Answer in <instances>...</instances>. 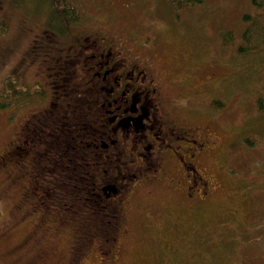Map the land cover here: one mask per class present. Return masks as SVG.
I'll use <instances>...</instances> for the list:
<instances>
[{"label": "rangeland", "instance_id": "obj_1", "mask_svg": "<svg viewBox=\"0 0 264 264\" xmlns=\"http://www.w3.org/2000/svg\"><path fill=\"white\" fill-rule=\"evenodd\" d=\"M12 2L20 4V8L11 11ZM12 2L0 0L4 6L0 19L4 20L9 12L15 14L8 18L13 23H0V90L21 84V88L36 90L41 97L33 95L18 103L7 100L6 106H0V264H68L73 243L69 226L60 223L61 219L43 220V210L35 208L51 204L72 214L79 212L81 204L85 209L91 206V196L77 193L74 188L87 176L72 182L58 179L56 167H51L54 163L44 154L61 151L65 137L70 139L69 127L63 120L61 125L49 129L53 136L47 149L36 142L45 138V132L40 130L42 124L45 127L42 121L50 119H34L17 144L14 134L28 115L43 111L50 104L51 100L45 98L49 97L50 86L44 80L57 85L64 82L63 77L74 74L57 72L51 76L54 70H46L47 74L38 63L42 59L37 57L39 50L30 52L34 34L53 16L45 1ZM69 3L79 10L81 20L73 28L75 40H64L67 46L69 40L77 43L78 37L83 46L97 36L135 37L139 45L155 52L157 60L168 59L169 74L177 89V106L191 118L210 123L220 136L213 170L221 189L197 206L185 205L184 198L167 187L157 198L135 202L133 223L139 240L126 241L117 261L110 264H264V111L259 110L261 103H257L260 96L264 99V45L246 57L236 53L239 33L246 28L243 16L252 13L253 23L257 20L264 27V10L255 9L250 0H205L179 17L170 0ZM16 16L20 18L17 22ZM30 33H34L32 37ZM226 34L231 36L227 45ZM57 45L53 53L66 56L60 50L63 42ZM8 77L10 83H5ZM69 81L72 84L71 78ZM3 94L1 91L0 97ZM58 110L69 115L79 111L71 103L57 105L53 111ZM19 149L25 150L23 158ZM27 150L44 155L34 172L26 161L30 154ZM5 151L10 155L1 158ZM52 159L57 161L54 156ZM62 163L74 165L65 156ZM116 173L122 183L129 176L123 169ZM72 200L76 202L70 203ZM95 247L93 243L83 252L88 259L79 260V264H100Z\"/></svg>", "mask_w": 264, "mask_h": 264}, {"label": "flooded vegetation", "instance_id": "obj_2", "mask_svg": "<svg viewBox=\"0 0 264 264\" xmlns=\"http://www.w3.org/2000/svg\"><path fill=\"white\" fill-rule=\"evenodd\" d=\"M130 46L129 41L111 35L93 39L73 58L81 59L82 68L61 79L73 80L67 86H74L70 97L79 110L77 115L60 110L55 113L46 107L28 115L14 134L17 144L24 134L22 130L28 131L34 119H50L41 129L45 138L36 142L47 149L53 136L49 129L65 120L71 140L65 137L61 151L44 154L52 160L51 167H56L61 179L72 182L80 173L87 174L74 188L115 211L114 222H119L122 229L119 238L128 229L129 207L140 194L167 187L183 197L185 204L203 205L219 186L213 170L219 135L210 124L189 120L190 116L177 106L174 83L154 54ZM27 151L30 163L44 156ZM63 156L66 161L78 163L65 165ZM30 167L31 172L37 169L36 164ZM121 169L129 175L124 183L116 176ZM118 251H102L101 255L113 261ZM78 263L75 259L71 264Z\"/></svg>", "mask_w": 264, "mask_h": 264}, {"label": "trees", "instance_id": "obj_3", "mask_svg": "<svg viewBox=\"0 0 264 264\" xmlns=\"http://www.w3.org/2000/svg\"><path fill=\"white\" fill-rule=\"evenodd\" d=\"M12 2V0H9ZM44 5L46 6V9H48L53 16H51V19H47V22H43V26H41V30L39 31V34L33 36L32 33H30L29 36H33V43L34 45L31 46L30 48V52L31 50L33 52H36V50H39V54H43V58L41 60L38 61V63L40 65H42V69H53V73H57L60 70L63 71V68L66 69L65 73L67 71H72L70 66H68L66 59L64 60L63 63H56L57 61V57H58V51L56 53H53V47H55L57 44H61L62 42L65 43L64 40L65 38L67 39H74L76 38L74 36L73 33V28L76 24L79 23V21L81 20V16L79 15V10L75 9L70 3L69 0H44ZM251 4L253 5V7L255 9H263L264 10V0H250ZM170 3L172 4L173 9L175 10L174 12L176 13L177 16H181L182 14H185L186 12H189L197 7H199L200 5H203L205 3V0H170ZM11 7V11H15L14 9H19L20 8V4L17 6L12 3H10L9 5ZM14 7V8H13ZM4 6L0 5V10L3 9ZM78 10V11H77ZM17 13V11H16ZM39 13V12H38ZM17 15H20L17 13ZM15 16V14L13 12H9V14H5L3 16L4 20L2 22H5L6 20L9 23H13L14 21L9 19L10 17ZM262 18L264 20V11H262ZM17 20V16H16V22ZM244 21L247 22H251V18L249 17L248 14H246L244 16ZM20 24H24V22H19ZM247 23V24H249ZM5 24V23H4ZM23 29V28H22ZM24 30V29H23ZM260 30V25H258L257 20L255 21V23L252 22V24H249L246 28H244L241 31V36H240V48L236 49V53L239 55V57H246L248 54H250L251 52L262 48L264 45V38L259 37L262 36L264 33L259 32ZM58 33L59 36L61 37H55V35L53 33ZM259 32V33H257ZM257 34V41H254V35ZM78 37V36H77ZM43 39L45 41H43V45H38L37 42H40V39ZM64 38V39H63ZM75 40V39H74ZM74 40H69V44L70 46H66V44L64 45L63 51L65 52L64 54L70 55L69 52V48H71V46H73L74 44ZM228 37L226 35L225 37V45L228 44ZM262 43L259 45V43ZM262 45V46H261ZM40 46L43 49V52L40 51ZM58 48V45L56 46ZM82 49V48H81ZM83 50V49H82ZM32 57V56H31ZM78 62V60H75L72 65L76 64ZM75 69V67H74ZM66 86V84H65ZM50 89H55V86H50ZM4 92L5 94H3L4 96L0 97V106L4 107L6 106L5 103L7 102V100L11 101L12 99H14L15 97L18 99H28L29 97H31L32 94H22L19 91L15 90L14 88H3L0 90V92ZM63 91H65V89H63ZM67 94L64 93L62 97L59 93L55 96V98L53 99V101H51V107H56L57 105H62L64 103H67V101L69 100L70 94L72 93L73 89H66ZM62 97L63 99L60 101V104L58 102V98ZM259 102L261 103L259 105L260 111L264 110V100L263 97L260 96L259 100H258V104ZM25 135V134H22ZM20 151V158H23L25 153L23 151V149H19ZM28 152V151H27ZM30 152V151H29ZM38 152V151H37ZM10 155V153L7 151L3 152L1 155V158L3 157V155ZM16 155V154H15ZM34 162L30 163V165H34L36 164L38 167L39 164V160L40 157H36L34 158ZM27 162H30L31 159H29L27 157L26 159ZM23 163H26L24 160H22ZM23 165V164H22ZM29 165V166H30ZM0 166L3 167V165H1V159H0ZM7 166H11L12 165H7ZM23 167V166H22ZM10 169H13L10 168ZM69 194V193H67ZM72 198V197H71ZM24 199H27L26 197ZM62 202V201H61ZM72 202H76L72 201ZM22 201H20L18 203V205H21ZM41 204V203H40ZM81 204V203H80ZM39 205V204H38ZM51 204H48V206H50ZM47 205H43L42 208H44V219L47 221H57L61 219V222H65V224H67L69 227V229L71 230V234L73 237V241H74V246L77 247V245L79 243L81 244H85V243H89L93 240L98 241L99 240V236H101V234L103 233V230L101 231L100 227L97 225L99 222L98 220H100L101 217H103V223H105L106 225V220L107 218L105 217L106 215L104 214L105 212L103 210H100L101 212L98 213L97 210L93 211L91 209H85V208H77L79 209V212H75L72 214H68V211H66L65 209H63L62 207H54V206H50V207H45ZM82 207V204H81ZM48 209V210H46ZM74 210V209H73ZM115 226V224H114ZM118 226V227H117ZM117 230L113 228V225L110 224L106 226V230H105V234H106V239L108 240V234L109 236V240L112 241L113 238H115V236H119V234L121 233V229H120V223H116ZM86 239V240H83ZM109 241V242H110ZM85 242V243H84ZM110 244H113V242H110ZM113 246V245H112ZM111 246V247H112Z\"/></svg>", "mask_w": 264, "mask_h": 264}]
</instances>
